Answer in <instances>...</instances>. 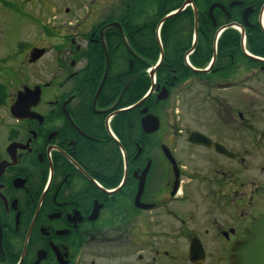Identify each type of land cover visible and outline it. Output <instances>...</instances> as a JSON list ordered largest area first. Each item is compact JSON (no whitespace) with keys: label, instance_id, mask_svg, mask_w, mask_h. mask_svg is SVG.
Returning a JSON list of instances; mask_svg holds the SVG:
<instances>
[{"label":"flooded vegetation","instance_id":"1","mask_svg":"<svg viewBox=\"0 0 264 264\" xmlns=\"http://www.w3.org/2000/svg\"><path fill=\"white\" fill-rule=\"evenodd\" d=\"M262 216L264 0H0V264H231Z\"/></svg>","mask_w":264,"mask_h":264},{"label":"water","instance_id":"2","mask_svg":"<svg viewBox=\"0 0 264 264\" xmlns=\"http://www.w3.org/2000/svg\"><path fill=\"white\" fill-rule=\"evenodd\" d=\"M167 92H161L159 99H165ZM22 96H19L14 106L15 113L21 107ZM158 118L149 115L143 119V127L147 132L158 128ZM231 264H264V216L256 223V227L246 235V238L235 244L231 252Z\"/></svg>","mask_w":264,"mask_h":264},{"label":"rangeland","instance_id":"3","mask_svg":"<svg viewBox=\"0 0 264 264\" xmlns=\"http://www.w3.org/2000/svg\"><path fill=\"white\" fill-rule=\"evenodd\" d=\"M86 9H87V7L84 8V6L82 8H80V9L77 8V14L78 15L84 14V11ZM45 10H47V8H45ZM47 16L48 15L46 14L44 17H42V22H44L46 24L48 22ZM25 24H26V26L29 27L28 28L29 29L28 32H30L29 33L30 37L27 40L29 42H32V41L35 40V28H34L35 25L30 24L29 21H26ZM33 32H34V34H33ZM50 58L51 57H49L47 59H50ZM256 87H257V85L253 84L250 88H247V89L255 91ZM191 89L192 90L189 91V93L187 95V99H189L188 102H187L188 103L187 107H189V110L191 112H195L197 109H201L202 107L205 106L202 103V101H201L202 97H204V96L201 95V93L204 92V91H202V90H204V87L196 84L195 86H192ZM180 91H181V88L179 87L172 94V97L167 102L161 103V106L157 109V113L160 116L161 121L163 123L167 122V121H171L172 123L181 122L182 121V119L184 117V113L186 112L185 107H184V105L186 106V104L184 103L183 96L180 95ZM237 94L238 93H236L235 95H237ZM224 95H225V97L227 96V94H224ZM184 96H185V93H184ZM184 99H186V98H184ZM258 122H262L261 119H259ZM165 127H168L167 123L163 124V129ZM214 260H215V258L209 257L208 258V262H206L205 264H212Z\"/></svg>","mask_w":264,"mask_h":264},{"label":"trees","instance_id":"4","mask_svg":"<svg viewBox=\"0 0 264 264\" xmlns=\"http://www.w3.org/2000/svg\"><path fill=\"white\" fill-rule=\"evenodd\" d=\"M213 36H214V33L213 32H211L210 33V35L208 36V37H206L207 39L205 40V43L206 42H210V43H212L213 42ZM229 36V31L228 32H226V34L224 35V37L225 38H227ZM235 40L236 41H238L239 40V38L236 36V38H235ZM196 67H199V68H203L204 67V65H196V64H194ZM149 67V66H148ZM148 67H146V68H148ZM172 69L173 70H175L174 71V73L173 74H175V75H177L178 76V79L177 80H174L175 82H176V85H178L179 84V82H180V80L182 79V73H183V70H181V67L180 66H177V65H171V64H166V63H164L162 66H161V68H160V70L162 71V72H165V76H161V78H162V80H158V82H164L163 81V79H165V78H168L169 80H173L172 79V74H170V72L172 71ZM134 95V94H133ZM132 95V96H133ZM143 95V93L141 92H139V95L137 94V95H134L135 97L133 98V99H131L130 100V102H132L133 100L134 101H136L138 98H141V96Z\"/></svg>","mask_w":264,"mask_h":264}]
</instances>
